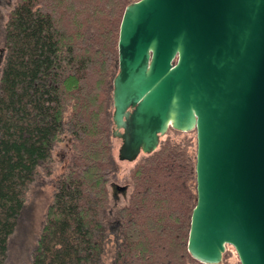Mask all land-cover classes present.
<instances>
[{
  "label": "trees",
  "instance_id": "1",
  "mask_svg": "<svg viewBox=\"0 0 264 264\" xmlns=\"http://www.w3.org/2000/svg\"><path fill=\"white\" fill-rule=\"evenodd\" d=\"M135 1L15 0L9 11L0 69V264L28 187L63 134L71 159L31 264H101L117 171L110 112L117 42L124 9ZM189 142L168 137L134 165L127 202L113 211V264L199 263L187 251L196 204V141L193 155Z\"/></svg>",
  "mask_w": 264,
  "mask_h": 264
},
{
  "label": "water",
  "instance_id": "2",
  "mask_svg": "<svg viewBox=\"0 0 264 264\" xmlns=\"http://www.w3.org/2000/svg\"><path fill=\"white\" fill-rule=\"evenodd\" d=\"M117 51L118 160L194 130L188 253L219 264L229 245L240 264H264V0L132 2Z\"/></svg>",
  "mask_w": 264,
  "mask_h": 264
},
{
  "label": "rangeland",
  "instance_id": "3",
  "mask_svg": "<svg viewBox=\"0 0 264 264\" xmlns=\"http://www.w3.org/2000/svg\"><path fill=\"white\" fill-rule=\"evenodd\" d=\"M15 0H0V69L2 66L4 50L3 27L7 19L9 11L12 9ZM118 70V69H117ZM112 100L110 112L112 115ZM113 125H111L112 130ZM179 132V131H178ZM172 141L191 140V153L195 149V131L174 133L169 129L167 133L161 137L160 143L166 138ZM65 140V141H64ZM120 140L111 137V153L117 162V171L108 189L111 196V209L109 210V220L101 255V264H113L116 245L119 241L118 223L114 220L113 211L127 202L131 192L130 173L134 165L145 155L141 154L134 162L119 161L117 151ZM52 161L38 169L33 181L28 187L26 201L21 213L20 220L10 236L6 259L4 264H31V252L34 249L38 235L41 231L45 220L48 206L51 204L53 194L57 188V181L63 177L68 171V165L71 159L70 137L67 134L62 135V139L55 143L51 153ZM112 183L117 185H125L127 189L124 194L116 193ZM225 250L228 252L226 264L235 263L238 257L233 247L227 245ZM200 264V263H198ZM223 264V263H222Z\"/></svg>",
  "mask_w": 264,
  "mask_h": 264
},
{
  "label": "flooded vegetation",
  "instance_id": "4",
  "mask_svg": "<svg viewBox=\"0 0 264 264\" xmlns=\"http://www.w3.org/2000/svg\"><path fill=\"white\" fill-rule=\"evenodd\" d=\"M112 186H113L114 191L116 193H119V194H124L125 191H126V189H127V186H125V185H123V186H121V185L117 186V184L112 183ZM121 187H124V188H121Z\"/></svg>",
  "mask_w": 264,
  "mask_h": 264
},
{
  "label": "bare ground",
  "instance_id": "5",
  "mask_svg": "<svg viewBox=\"0 0 264 264\" xmlns=\"http://www.w3.org/2000/svg\"><path fill=\"white\" fill-rule=\"evenodd\" d=\"M65 141V140H64Z\"/></svg>",
  "mask_w": 264,
  "mask_h": 264
}]
</instances>
